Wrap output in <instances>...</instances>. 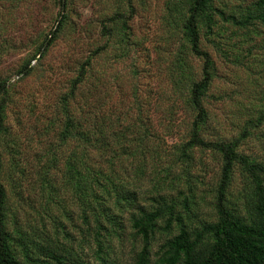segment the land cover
I'll return each instance as SVG.
<instances>
[{"label":"rangeland","instance_id":"1","mask_svg":"<svg viewBox=\"0 0 264 264\" xmlns=\"http://www.w3.org/2000/svg\"><path fill=\"white\" fill-rule=\"evenodd\" d=\"M55 1L0 0V80L6 79L9 84L5 123L20 152L15 156L3 145L0 149L4 174H8L13 155L17 160V165L11 166L9 179L3 180L8 206L17 224L28 231L35 226L51 233L54 217L65 230L78 235L76 198L66 182L64 169L65 157L74 142L59 139L63 119L60 96L68 90L79 65L96 48L101 49L92 59L91 68L101 77L98 81L95 77L84 81L74 103L79 107L87 97L88 107L81 109L111 124L110 130L107 127L105 131L115 135L114 139L111 137L115 144L110 147L123 144L122 148L115 147L123 167L115 169L124 178L138 177L142 190H151L150 178L154 177L151 172L159 170L152 164L158 163L161 155L160 164L170 165L168 178L173 180L171 189L166 191L176 195V191L187 189L188 179L200 180L196 182V191L204 199L200 204L201 215H209L221 158L210 148L195 147L187 166L175 150L192 115L170 77L169 51H174L180 40L165 32L168 17L162 11L165 0H132L134 11L128 21L132 39L130 51L123 57L115 39H107L101 27L115 10H128L127 0H68V24L44 54L35 55L29 64L30 73L23 75L19 70L55 21ZM221 1L230 8L238 5L236 0ZM248 3L243 2L242 6ZM257 29L258 33L248 37L241 31L233 36L232 52L240 56L239 61H234L232 54L225 60L215 50L210 51L216 73L205 99L208 121L204 135L209 139H233L245 118L264 113V27L257 24ZM229 30L234 28L230 26ZM192 61L198 71L200 60L194 57ZM138 145L140 151L143 148L147 151L145 157L139 151L135 153ZM52 150L55 161L49 165ZM238 150L264 160V122L240 140ZM91 152L106 170L105 160L114 151L98 145ZM133 164L140 167L141 173L129 174L133 172ZM246 180L245 173L236 167L228 189L229 199L234 200ZM143 200L142 197L140 202ZM69 207L72 211L67 215ZM11 228L8 223V229ZM159 243L160 240L154 242L153 250ZM121 251L122 261L130 263V245ZM87 255L92 259V252L87 251Z\"/></svg>","mask_w":264,"mask_h":264},{"label":"trees","instance_id":"2","mask_svg":"<svg viewBox=\"0 0 264 264\" xmlns=\"http://www.w3.org/2000/svg\"><path fill=\"white\" fill-rule=\"evenodd\" d=\"M236 1V8H230L221 0H165L162 10L163 15L168 16L165 32L170 38L180 40L175 50L169 51L171 81L192 115L175 150L187 166L195 147L210 148L221 158L219 177L209 203L212 212L201 215L200 204L204 199L196 191L198 179H188L187 189L176 191V195L166 191L171 189L173 180L168 178L170 165L160 164L161 155L158 163L152 164L159 170L151 172L154 175L150 178L153 181L151 190H142L138 177L124 178L115 169L123 167L124 162L115 151V147L122 148L123 144L110 147L115 144L111 139L115 135L105 131L107 127L110 130L111 124L81 109L88 107L87 97L79 107L74 103L84 81L93 77L98 81L101 77L91 68L92 59L101 49L96 48L79 65L68 90L60 96L59 110L63 119L59 139L74 142L65 157L64 169L66 182L76 198L75 212L79 218L76 236L65 230L63 224L56 223L54 217L51 233L35 226L25 230L17 224L8 206L3 180L9 179L11 166L17 165L14 155L19 154L20 148L15 143L16 138L12 139L14 135H9L5 123L9 84L6 79L0 80V146L14 152L6 175L0 149V264H264V160L238 150L240 140L264 122V113L245 118L239 134L233 139H209L204 135L208 121L205 99L216 73L211 49L225 60L232 54L234 61H239L240 56L232 52L233 36L241 31L248 37L258 33L257 24L264 27V0ZM243 2L249 3L242 6ZM126 3L128 10H115L104 19L101 27L107 39H115L121 57L128 55L132 39L128 21L134 8L132 0ZM69 5L68 0L55 1V21L19 73H30V61L35 55L44 54L64 30L68 24ZM230 26L234 30H229ZM194 57L200 60L198 71L192 64ZM98 145L114 151L105 160L106 170L91 154ZM139 146L135 153L139 151L138 154L145 157L147 151L144 148L140 151ZM49 153L51 165L55 161V150ZM132 166L130 175L141 173L138 165ZM236 167L245 173L247 180L231 200L227 194ZM142 197L144 200L140 202ZM71 211L69 207L65 213L70 215ZM8 223L12 224L10 230ZM159 240L158 247L153 250L154 242ZM127 244L132 253L130 263L122 261L121 249ZM87 251L92 252V259Z\"/></svg>","mask_w":264,"mask_h":264}]
</instances>
